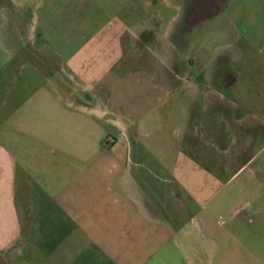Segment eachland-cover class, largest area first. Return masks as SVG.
<instances>
[{
  "label": "crops",
  "instance_id": "obj_1",
  "mask_svg": "<svg viewBox=\"0 0 264 264\" xmlns=\"http://www.w3.org/2000/svg\"><path fill=\"white\" fill-rule=\"evenodd\" d=\"M195 2L0 0L1 48L57 77L2 81L0 264H264V174L218 154L249 106L208 88L218 55L183 56Z\"/></svg>",
  "mask_w": 264,
  "mask_h": 264
},
{
  "label": "rangeland",
  "instance_id": "obj_2",
  "mask_svg": "<svg viewBox=\"0 0 264 264\" xmlns=\"http://www.w3.org/2000/svg\"><path fill=\"white\" fill-rule=\"evenodd\" d=\"M250 1L251 5L244 6L245 0H224L209 16H207L209 12L187 15L188 4L187 8L184 5L187 36L181 41V43L184 41V57L194 58L192 49L199 46L218 55V61L214 64L215 71L220 76L224 75L225 83L230 85L225 87L220 82L214 81L208 88L224 96L225 100L236 101L241 100L242 96L246 97L244 104L249 107L239 114V118L243 119L240 124L242 127L235 128L228 142L223 144L228 146V149H220L218 152L220 158L234 156L241 160L230 167L231 171L228 172L239 175L264 174V149H262L264 133L255 143L256 136L252 128L248 130L243 128L246 125L253 126L257 122L262 127L264 123V114L261 113V117L259 116L260 112L264 113V109L258 107L259 104L264 105V0ZM183 2L186 3L187 0ZM197 5H200V2L196 1L194 8ZM259 17L258 21L251 23V19L257 20ZM3 24L0 21V26ZM38 52L37 48L28 46L20 54H8L0 46V97L2 81H57L55 71L53 76H50V68L45 63L41 64V53ZM145 53L144 56H146ZM226 53H232V55L229 56ZM5 67L7 70L4 69ZM40 68H42L41 72ZM177 72L182 76L180 81L186 80L185 75L193 81L198 69L195 66L191 69L183 66ZM58 81H74L61 64ZM35 86L31 84L27 86V90ZM237 104L241 103L237 102ZM254 114L259 117H255ZM43 121L42 124L48 125L46 119ZM204 138L203 141H206ZM75 264L81 263L78 261ZM136 264H147V262L142 261Z\"/></svg>",
  "mask_w": 264,
  "mask_h": 264
},
{
  "label": "flooded vegetation",
  "instance_id": "obj_3",
  "mask_svg": "<svg viewBox=\"0 0 264 264\" xmlns=\"http://www.w3.org/2000/svg\"><path fill=\"white\" fill-rule=\"evenodd\" d=\"M196 1L200 2V5L196 6L192 15H196L199 13L202 14L204 12H206V14H207L209 12V14L207 15V16H209V15H211V13H213L212 11L215 10L217 5L221 2H223L224 0H196Z\"/></svg>",
  "mask_w": 264,
  "mask_h": 264
}]
</instances>
